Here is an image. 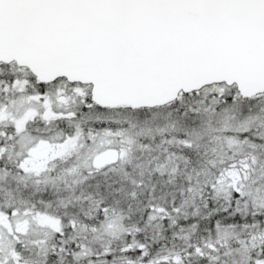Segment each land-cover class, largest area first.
Masks as SVG:
<instances>
[{"label": "snow or ice", "instance_id": "6c2138e0", "mask_svg": "<svg viewBox=\"0 0 264 264\" xmlns=\"http://www.w3.org/2000/svg\"><path fill=\"white\" fill-rule=\"evenodd\" d=\"M0 264H264V0H0Z\"/></svg>", "mask_w": 264, "mask_h": 264}]
</instances>
